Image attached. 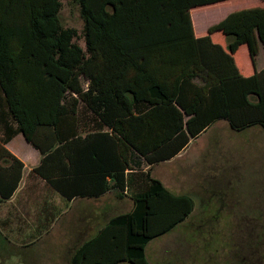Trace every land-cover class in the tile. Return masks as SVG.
Segmentation results:
<instances>
[{"label":"trees","instance_id":"trees-1","mask_svg":"<svg viewBox=\"0 0 264 264\" xmlns=\"http://www.w3.org/2000/svg\"><path fill=\"white\" fill-rule=\"evenodd\" d=\"M75 1L85 49L75 42L77 30L61 22V0H0V114L17 124L8 139L25 135L44 155L35 171L67 199L82 195L64 186L82 173L75 128L87 113L97 135L113 142L111 157H97L94 170L104 174L95 177L94 196L124 193L134 154L149 165L170 160L219 120L237 132L264 129V69L256 65L264 7L248 5L197 37L193 11L231 0ZM244 46L248 55L240 53ZM8 155L16 187L24 165ZM150 183L133 211L82 244L69 264H151L148 244L185 223L195 205L159 180ZM13 190L0 185L4 199Z\"/></svg>","mask_w":264,"mask_h":264},{"label":"crops","instance_id":"crops-1","mask_svg":"<svg viewBox=\"0 0 264 264\" xmlns=\"http://www.w3.org/2000/svg\"><path fill=\"white\" fill-rule=\"evenodd\" d=\"M253 3L258 7H264L261 0H253ZM247 6L236 4L231 0L205 8L203 14L207 12L210 19L214 9L230 7L223 17L210 19L206 29L198 30L193 21L195 35L205 36L212 26ZM240 53L248 55V49L244 46L240 49ZM256 63L258 71L264 69L263 46L260 48ZM245 74L251 76L252 67ZM84 85L87 89L88 84L84 83ZM87 114L88 117H78L75 128L80 130L77 136L82 137L79 144L77 143V169L82 173L75 175L74 184L64 186L70 193L82 194L72 200L67 199L56 189L50 179L35 171L41 165L44 155L28 142L23 133L15 134L8 139L9 134L17 129V124L8 118L3 119L0 114V185L5 193H9L14 188L10 197L5 199L2 198L0 191V264L5 263L11 255H15L16 261L20 264H47L49 258L50 264H53L55 261L52 262L50 255L54 252H59L58 254L61 255L60 262L63 259L65 264H69L72 254L82 244L98 236L99 232L115 218L133 211L135 197L149 189L150 179L159 180L176 196L190 197L195 205L193 215L196 208L202 206L206 196L217 197L213 194L214 190H211L210 185L223 183L224 169L232 167L237 169L231 154L224 151L221 143L226 134L213 132L223 122L229 126L226 120H219L200 136L192 139L184 150L170 160L149 165L143 157L134 154L131 157L132 169L126 171L127 186L124 193L120 195L113 189L100 196H94L92 194L101 184L95 180V177L104 174L94 170L99 165L97 157L107 158L109 154L111 157L108 147L113 142L109 141V138L97 135V127H94L97 121L90 113ZM255 128L261 127H253L245 131ZM103 133L113 135L108 129ZM89 135L93 137L86 140ZM210 136L213 138L212 144H208L205 148L198 146L202 137ZM198 151L201 153L197 154ZM7 152L24 165L22 177L16 187L17 170H11L13 162ZM214 156L215 159L212 160ZM107 181H111L110 177H107ZM151 242L146 248V254L153 264L148 255ZM55 258L57 261L58 257Z\"/></svg>","mask_w":264,"mask_h":264},{"label":"rangeland","instance_id":"rangeland-1","mask_svg":"<svg viewBox=\"0 0 264 264\" xmlns=\"http://www.w3.org/2000/svg\"><path fill=\"white\" fill-rule=\"evenodd\" d=\"M61 1V22L64 27L77 30L75 42L85 49L78 4L75 0ZM240 4L254 3L244 0ZM228 8L214 9L210 19L223 17ZM207 15L202 9L193 11L192 22L196 17L198 30L208 26L210 19L202 20ZM213 132L226 134L221 143L237 169H224L223 183L210 185L217 197L206 196L204 205L198 206L188 221L151 242L148 255L153 264H264V130L255 128L240 133L223 122ZM212 140V136L202 137L198 146L205 148ZM58 253L50 255L53 264L60 262ZM15 257L11 255L3 264H20ZM50 262L49 258L47 264ZM60 264H65V260Z\"/></svg>","mask_w":264,"mask_h":264}]
</instances>
